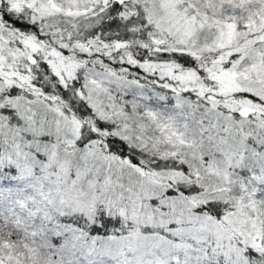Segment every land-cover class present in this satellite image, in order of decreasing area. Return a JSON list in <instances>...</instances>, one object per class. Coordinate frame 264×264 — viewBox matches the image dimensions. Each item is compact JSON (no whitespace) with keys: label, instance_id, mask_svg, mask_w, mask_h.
Here are the masks:
<instances>
[{"label":"snow or ice","instance_id":"obj_1","mask_svg":"<svg viewBox=\"0 0 264 264\" xmlns=\"http://www.w3.org/2000/svg\"><path fill=\"white\" fill-rule=\"evenodd\" d=\"M0 264H264V0H0Z\"/></svg>","mask_w":264,"mask_h":264}]
</instances>
